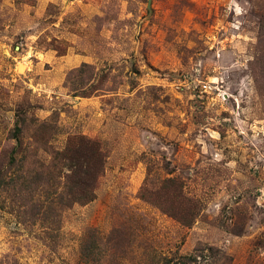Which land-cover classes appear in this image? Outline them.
Wrapping results in <instances>:
<instances>
[{
  "label": "rangeland",
  "instance_id": "374dc122",
  "mask_svg": "<svg viewBox=\"0 0 264 264\" xmlns=\"http://www.w3.org/2000/svg\"><path fill=\"white\" fill-rule=\"evenodd\" d=\"M0 264H264V0H0Z\"/></svg>",
  "mask_w": 264,
  "mask_h": 264
},
{
  "label": "trees",
  "instance_id": "16d2710c",
  "mask_svg": "<svg viewBox=\"0 0 264 264\" xmlns=\"http://www.w3.org/2000/svg\"><path fill=\"white\" fill-rule=\"evenodd\" d=\"M73 167L76 168L74 169L73 175L71 176L72 178L75 179V186H73L70 189V192L72 193L71 205H74L76 203L81 205H86L95 199L94 184L96 182V179L94 181H90L87 180L86 177L87 174L90 173L92 174L93 172H95L94 169L96 168L95 167L89 168L90 170H94L93 172L92 171L84 172L83 169L81 171L80 167L77 165L75 166V164H73ZM170 181L172 182L173 180ZM88 183H92V184L88 185ZM180 219L186 225L192 224L193 221L192 219L191 220H185L184 218H180Z\"/></svg>",
  "mask_w": 264,
  "mask_h": 264
}]
</instances>
